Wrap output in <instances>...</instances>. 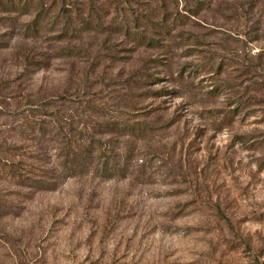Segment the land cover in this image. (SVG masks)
<instances>
[{
	"label": "rangeland",
	"instance_id": "1",
	"mask_svg": "<svg viewBox=\"0 0 264 264\" xmlns=\"http://www.w3.org/2000/svg\"><path fill=\"white\" fill-rule=\"evenodd\" d=\"M0 264H264V0H0Z\"/></svg>",
	"mask_w": 264,
	"mask_h": 264
}]
</instances>
